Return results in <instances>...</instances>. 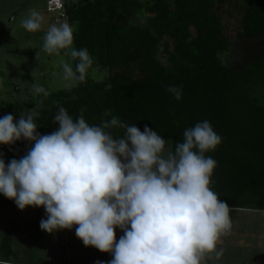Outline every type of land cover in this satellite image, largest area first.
Listing matches in <instances>:
<instances>
[{
    "label": "trees",
    "instance_id": "obj_1",
    "mask_svg": "<svg viewBox=\"0 0 264 264\" xmlns=\"http://www.w3.org/2000/svg\"><path fill=\"white\" fill-rule=\"evenodd\" d=\"M140 13L146 25L138 20ZM60 15L75 25L74 47L87 48L93 58L89 71H106L104 80L88 74L47 98L0 103V117L34 110L38 131L49 134L59 126L53 122L59 107L73 117L85 108L90 125L115 116L141 131L148 125L173 147L183 142L186 129L208 120L222 137L206 153L218 162L211 189L230 208L264 210V103L252 95L256 85L264 87V57L246 67L224 61L236 41L264 37V0H65ZM71 63L75 68L77 61ZM169 86H182V98L175 99ZM9 147L18 154L4 157L6 163L23 157L31 142ZM14 203L0 194V210ZM29 207L38 226L41 209ZM6 230L0 221V231ZM0 252L3 262L13 257L10 236L2 238Z\"/></svg>",
    "mask_w": 264,
    "mask_h": 264
},
{
    "label": "clouds",
    "instance_id": "obj_2",
    "mask_svg": "<svg viewBox=\"0 0 264 264\" xmlns=\"http://www.w3.org/2000/svg\"><path fill=\"white\" fill-rule=\"evenodd\" d=\"M43 23L32 11L22 27L37 32ZM43 49L57 56L65 50L77 61L75 68L62 64L69 86L86 80L94 61L87 48L74 47L69 23L50 26ZM168 91L182 98V86ZM33 92L49 95L41 85ZM84 111L73 117L59 107L53 117L59 126L49 134L38 131L34 110L0 117V144L31 142L23 157L9 163L0 153V194L21 210L43 206L42 230L75 227L85 246L112 254L96 264H202L206 253L222 256L217 245L232 227V209L210 187L218 162L206 153L222 142L210 121L186 129L173 147L148 125L141 131L115 116L90 125ZM114 128L123 129V136L115 137ZM117 228L123 231L119 240Z\"/></svg>",
    "mask_w": 264,
    "mask_h": 264
},
{
    "label": "rangeland",
    "instance_id": "obj_3",
    "mask_svg": "<svg viewBox=\"0 0 264 264\" xmlns=\"http://www.w3.org/2000/svg\"><path fill=\"white\" fill-rule=\"evenodd\" d=\"M148 1L152 0H145V2ZM46 5L47 0H0V103L8 104L17 100H32L37 96L33 92L34 85H41L48 92L71 89L74 86H69L68 82L63 79L62 67L64 62L71 63L72 58L64 54L65 50H62L59 56L49 55L44 51L43 43L44 36L50 26L69 23L75 31V25L71 24L66 16L61 17L60 13L49 12ZM32 11H37L44 17L42 29L37 32H29L22 27V21L28 18ZM138 20L142 25L147 24L144 13L139 14ZM231 22L233 21L231 20ZM263 57L264 37H261L236 41L231 51L224 55V61L233 67H246L249 63L256 62ZM88 74L93 80L100 81L104 80L106 71L96 69L89 71ZM252 95L263 97L261 101L264 103V87L262 85H256ZM0 153L4 157H10L18 154V151L14 152V149H11L9 145L0 144ZM12 206L13 209L17 207V212L20 213L21 209L15 203ZM29 209L31 208L29 207ZM14 213H9L8 208H2L0 221L9 225L10 217H14L11 218L12 221L23 228L27 226L30 222L28 216L21 217ZM64 238V235L61 236L62 243ZM222 240L226 241L228 238ZM19 241L28 252L32 250L31 240L26 241L25 245L22 240L19 239ZM60 246L58 241L53 249L55 254L59 252ZM55 260L60 264L69 263L65 253L56 255Z\"/></svg>",
    "mask_w": 264,
    "mask_h": 264
},
{
    "label": "crops",
    "instance_id": "obj_4",
    "mask_svg": "<svg viewBox=\"0 0 264 264\" xmlns=\"http://www.w3.org/2000/svg\"><path fill=\"white\" fill-rule=\"evenodd\" d=\"M39 207L42 219H46L45 208ZM231 209L232 227L221 235L217 245V251L222 250L223 255L217 257L215 252L206 253L202 264H264V210L248 206ZM8 212H15L14 215L19 214L21 217L28 216L30 222L24 228L11 220L14 217H10V226L3 222L9 233L0 231V243L5 235L10 236L14 255L8 262H3L0 252V264H60L55 260V256L64 253L65 249L61 246L57 254L53 252L58 241L70 249L71 264H96L97 260L108 262L113 258L111 253L102 252L94 246H85L83 241L77 237L75 227L61 229L59 233H49L42 230L40 224L36 225V216L29 208L20 210V213L17 212V208H10ZM116 232L117 240H119L123 231L117 228ZM63 235L65 238L62 244L61 236ZM223 238H228V240L224 241ZM19 239L24 242V245L26 241L31 240L32 250L28 252L25 247L21 246Z\"/></svg>",
    "mask_w": 264,
    "mask_h": 264
},
{
    "label": "built area",
    "instance_id": "obj_5",
    "mask_svg": "<svg viewBox=\"0 0 264 264\" xmlns=\"http://www.w3.org/2000/svg\"><path fill=\"white\" fill-rule=\"evenodd\" d=\"M65 7V0H48L47 2V10L49 12H54V13H62ZM65 255H67V260L69 261L71 252L67 248L65 250ZM69 264H71L69 262Z\"/></svg>",
    "mask_w": 264,
    "mask_h": 264
}]
</instances>
